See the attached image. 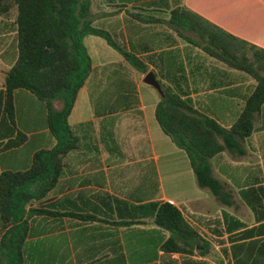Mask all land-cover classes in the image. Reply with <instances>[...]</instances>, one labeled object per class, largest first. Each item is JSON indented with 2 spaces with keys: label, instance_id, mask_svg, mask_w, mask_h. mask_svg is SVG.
<instances>
[{
  "label": "crops",
  "instance_id": "crops-1",
  "mask_svg": "<svg viewBox=\"0 0 264 264\" xmlns=\"http://www.w3.org/2000/svg\"><path fill=\"white\" fill-rule=\"evenodd\" d=\"M109 1L91 8L92 24L141 58L160 82L230 127L255 79L180 35L200 40L169 22L170 10L184 5L264 48V0ZM13 33L14 16L0 12V172L27 168L37 149L55 143L45 102L28 89H14L13 119L6 114ZM83 41L92 71L68 115L77 147L66 154L55 184L27 204L20 264H264V103L250 134L209 159L227 193L228 201L220 200L197 184L186 152L159 126L154 109L160 94L142 81L145 72L103 37L86 34ZM52 105L58 109L61 101ZM18 131L26 139L6 146ZM162 201L181 210L206 247L202 241L186 250L161 247L169 231L154 222L151 203ZM5 229L0 218V239Z\"/></svg>",
  "mask_w": 264,
  "mask_h": 264
},
{
  "label": "trees",
  "instance_id": "trees-1",
  "mask_svg": "<svg viewBox=\"0 0 264 264\" xmlns=\"http://www.w3.org/2000/svg\"><path fill=\"white\" fill-rule=\"evenodd\" d=\"M15 9L16 56L4 79V108L12 120L13 91L25 88L45 102L46 120L55 138L48 148L37 149L25 169L0 172V218L6 228L0 239L4 256L2 264H20L21 247L27 231V204L40 198L55 184L66 154L77 147L78 135L68 122L78 89L92 71V62L83 37H103L138 71L148 66L106 29L91 20V0H0V12ZM177 28L190 31L198 40L179 31L187 40L228 65L243 69L256 81L245 105L230 127L193 106L180 90L161 82L164 96L156 103L154 114L162 131L189 159L196 182L216 198L228 201L223 184L213 175L209 159L230 142L249 135L255 113L264 103V48L238 38L184 5L170 10L168 19ZM54 99L61 101L55 109ZM26 139L18 131L16 138L6 142L17 145ZM154 222L169 231L161 242L165 251L186 250L195 244L206 247V240L189 223L181 210L169 201L153 202Z\"/></svg>",
  "mask_w": 264,
  "mask_h": 264
},
{
  "label": "water",
  "instance_id": "water-1",
  "mask_svg": "<svg viewBox=\"0 0 264 264\" xmlns=\"http://www.w3.org/2000/svg\"><path fill=\"white\" fill-rule=\"evenodd\" d=\"M142 81L148 85H151L160 94V96H164L161 82L156 77V74L153 70L146 71L142 78Z\"/></svg>",
  "mask_w": 264,
  "mask_h": 264
},
{
  "label": "rangeland",
  "instance_id": "rangeland-1",
  "mask_svg": "<svg viewBox=\"0 0 264 264\" xmlns=\"http://www.w3.org/2000/svg\"><path fill=\"white\" fill-rule=\"evenodd\" d=\"M106 2H110L109 0H91V8L92 9H96V8H101L104 7ZM9 13H11L12 16L15 15V9L13 8ZM12 43H14L15 45V33H13V36L11 37V39H9ZM181 43L183 42L181 39H178ZM179 48H181V46L183 45H178Z\"/></svg>",
  "mask_w": 264,
  "mask_h": 264
}]
</instances>
